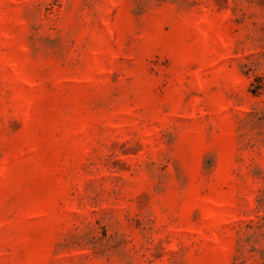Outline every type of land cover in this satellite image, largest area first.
Masks as SVG:
<instances>
[{"label":"rangeland","instance_id":"rangeland-1","mask_svg":"<svg viewBox=\"0 0 264 264\" xmlns=\"http://www.w3.org/2000/svg\"><path fill=\"white\" fill-rule=\"evenodd\" d=\"M0 264H264V0H0Z\"/></svg>","mask_w":264,"mask_h":264}]
</instances>
